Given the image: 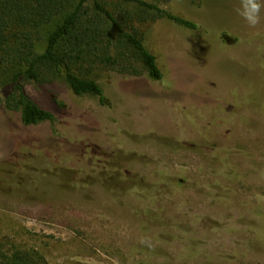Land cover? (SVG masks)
I'll use <instances>...</instances> for the list:
<instances>
[{
	"label": "rangeland",
	"instance_id": "374dc122",
	"mask_svg": "<svg viewBox=\"0 0 264 264\" xmlns=\"http://www.w3.org/2000/svg\"><path fill=\"white\" fill-rule=\"evenodd\" d=\"M146 1L197 25H137L161 79L99 71L104 104L27 83L52 123L0 105L1 255L264 264V9L250 28L240 0Z\"/></svg>",
	"mask_w": 264,
	"mask_h": 264
},
{
	"label": "trees",
	"instance_id": "16d2710c",
	"mask_svg": "<svg viewBox=\"0 0 264 264\" xmlns=\"http://www.w3.org/2000/svg\"><path fill=\"white\" fill-rule=\"evenodd\" d=\"M168 19L197 29L184 17L146 0H0V105L18 112L24 125L53 122L25 85L62 79L75 95H105L102 70L159 80L162 71L138 24ZM60 104V103H59ZM0 264H47L37 252L14 249Z\"/></svg>",
	"mask_w": 264,
	"mask_h": 264
},
{
	"label": "clouds",
	"instance_id": "9594fccd",
	"mask_svg": "<svg viewBox=\"0 0 264 264\" xmlns=\"http://www.w3.org/2000/svg\"><path fill=\"white\" fill-rule=\"evenodd\" d=\"M262 9H264V0H240L236 12L250 28H255L261 21ZM141 243L151 247L150 241L142 240Z\"/></svg>",
	"mask_w": 264,
	"mask_h": 264
}]
</instances>
